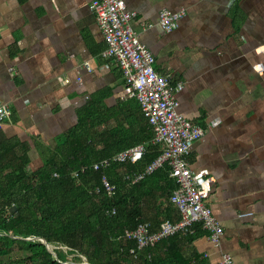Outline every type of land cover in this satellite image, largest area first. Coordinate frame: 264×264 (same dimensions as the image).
Instances as JSON below:
<instances>
[{"label":"crops","instance_id":"crops-1","mask_svg":"<svg viewBox=\"0 0 264 264\" xmlns=\"http://www.w3.org/2000/svg\"><path fill=\"white\" fill-rule=\"evenodd\" d=\"M93 1L0 0V104L13 109L0 134L28 147L30 172L44 167L46 150L69 132L85 131L79 123L89 105L92 131H121L122 144L148 123L137 100L119 98L125 81L115 60L101 58L106 42ZM124 1L156 70L184 84L180 112L206 128L189 162L215 180L209 203L224 235L220 247L205 230L179 237L182 254L191 264H220L224 254L236 264H264V73L253 68L264 64L257 53L264 46V0ZM183 9L180 27L165 33L160 13ZM88 61L95 72L83 68ZM105 116L113 119L104 124ZM171 207L168 220L177 221Z\"/></svg>","mask_w":264,"mask_h":264},{"label":"trees","instance_id":"trees-1","mask_svg":"<svg viewBox=\"0 0 264 264\" xmlns=\"http://www.w3.org/2000/svg\"><path fill=\"white\" fill-rule=\"evenodd\" d=\"M84 115L79 127L85 131L69 132L55 149L46 150V164L34 172L29 171L28 147L0 134V259L15 248L29 252L27 258L8 256L9 262L0 260V264H65L68 253L64 249L85 257L88 264H191L182 254L179 237L134 256L131 250L136 242L125 236L127 229H135L141 222L151 223L155 230L175 214L170 201L175 183L168 166L137 184L122 179L126 170L144 171L161 153L159 147L149 145L144 158L135 165H114L102 172L119 187L114 198H109L104 189L95 192L102 186L101 172L89 170L78 180L72 177L81 166L150 142L152 128L148 123L134 127L130 135L133 140L122 144L126 136L121 131H92L91 105ZM112 119L105 116L104 124ZM13 206L18 208V216L10 212ZM113 208L117 215L110 217L107 212ZM194 229V234L203 230L200 224ZM40 239L49 242L58 257Z\"/></svg>","mask_w":264,"mask_h":264},{"label":"built area","instance_id":"built-area-1","mask_svg":"<svg viewBox=\"0 0 264 264\" xmlns=\"http://www.w3.org/2000/svg\"><path fill=\"white\" fill-rule=\"evenodd\" d=\"M237 1L228 0V5L233 6ZM91 10L106 42L101 58L115 60L123 74L125 84L119 98L137 100L153 130V138L148 143L127 148L90 166H81L80 171L73 172L72 177L78 180L80 174L89 170L101 172L102 186L97 187L95 192L99 194L104 189L109 198H114L119 187L112 184L109 176L102 172L114 165L126 167L135 165L144 158L149 145L157 146L161 153L144 171L126 170L122 173V179L137 184L157 170L168 166L169 176L176 184L170 201L177 208L179 218L177 221L161 222L157 230H153L149 222H141L135 229H127L126 238L136 242V248L131 250V254L137 256L139 252L176 236H192L198 224L208 232L210 242L215 247H220L224 230L209 203L215 180L208 169L193 170L189 162L192 148L205 135L206 128L202 124L193 123L180 112L178 94L183 91L184 84H173L168 77L156 70L157 59L154 53L142 44L139 32L133 29L131 21L135 13L127 9L124 0H94L91 3ZM186 16L185 9L178 12L163 10L159 15V25L165 33H172L180 27V22ZM257 53L264 54V46L258 48ZM83 68L91 73L95 72L97 66L88 61L84 63ZM253 68L260 74L264 73L262 63L255 64ZM81 80L79 77L78 82ZM66 83H70V79H67ZM12 115L11 106L1 103L0 128ZM218 124L219 120L209 122L207 128L212 129ZM54 175L58 177L57 174ZM107 213L114 217L117 215V209L113 208ZM220 264L236 262L230 255L224 254Z\"/></svg>","mask_w":264,"mask_h":264},{"label":"rangeland","instance_id":"rangeland-1","mask_svg":"<svg viewBox=\"0 0 264 264\" xmlns=\"http://www.w3.org/2000/svg\"><path fill=\"white\" fill-rule=\"evenodd\" d=\"M122 92H120L118 95H120ZM32 239V238H28ZM66 253H68V260L65 262L66 264L68 263H73V264H88L87 259L83 256H79L77 253H69L66 249H64ZM29 252L27 250H18V248H15L12 250L11 254L8 256H15L17 258H27ZM8 256L1 258L0 260H4L6 263H8Z\"/></svg>","mask_w":264,"mask_h":264},{"label":"water","instance_id":"water-1","mask_svg":"<svg viewBox=\"0 0 264 264\" xmlns=\"http://www.w3.org/2000/svg\"><path fill=\"white\" fill-rule=\"evenodd\" d=\"M10 212L13 213V214H16V216L19 215L18 208L16 206H13L11 208ZM15 238H17V237H15ZM35 239H37V238H35ZM28 240H30V239H28ZM40 240L47 246V248L49 249V251L52 252L55 255V257H58L57 253L54 252V250H53V248H52V246L50 245L49 242H47L45 239H40Z\"/></svg>","mask_w":264,"mask_h":264}]
</instances>
